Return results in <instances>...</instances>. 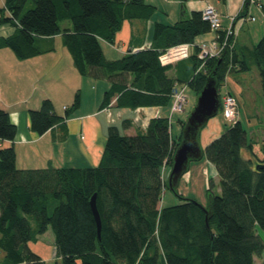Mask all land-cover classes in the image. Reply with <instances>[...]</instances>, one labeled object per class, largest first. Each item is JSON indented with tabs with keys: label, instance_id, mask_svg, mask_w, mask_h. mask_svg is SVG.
Instances as JSON below:
<instances>
[{
	"label": "trees",
	"instance_id": "1",
	"mask_svg": "<svg viewBox=\"0 0 264 264\" xmlns=\"http://www.w3.org/2000/svg\"><path fill=\"white\" fill-rule=\"evenodd\" d=\"M3 2L0 25L16 30L0 37V49L10 48L18 58L30 59L54 50V46L43 48L41 39L61 34L81 75L111 81L101 108L167 106L177 83L188 84L198 95L215 69L221 95L228 74L257 67L264 97V36L253 48L237 46L236 40L218 57L206 59L200 70L198 48L190 78L169 76L171 65L162 63V55L211 31L203 11L188 13L183 7L176 23L156 22L149 47L108 60L101 42L115 43L126 20H150L156 6L146 0ZM64 20L70 21V28L61 26ZM127 74L133 76L131 85ZM80 105L77 92L63 116L51 99H44L39 109H30V127L44 134L64 123ZM180 122L183 129L186 120ZM229 123L205 148L221 187L220 194L209 188L208 206L193 199L167 207L161 204L168 188L163 167L172 165L182 134L172 136L169 117L151 119L137 135L122 134L111 126L100 163L91 167L21 169L15 148H0V253L4 254L0 263L46 264L29 243L51 229L61 264H79V260L82 264H255V258L264 254L258 232L264 230V158H254L242 122ZM17 131L10 113L0 107V139L13 141ZM244 148L250 157L244 155ZM95 193L102 218L101 241L90 205ZM52 198L57 204L49 212Z\"/></svg>",
	"mask_w": 264,
	"mask_h": 264
},
{
	"label": "crops",
	"instance_id": "2",
	"mask_svg": "<svg viewBox=\"0 0 264 264\" xmlns=\"http://www.w3.org/2000/svg\"><path fill=\"white\" fill-rule=\"evenodd\" d=\"M0 2V4L4 3L3 0ZM146 2L156 6L154 16L150 20H126L117 33L115 43L103 40L101 45L106 59H120L130 51L136 52L149 47L154 42L156 22L176 23L183 16V7L187 12L188 9L192 12L203 11L208 4L214 5L209 0H146ZM217 4L220 7L214 6L221 15V25L218 30L220 32H224L233 24L232 17L239 13L243 15L238 17L233 24L237 29V46L253 48L264 36L262 7L264 0L246 4L244 7L243 0H218ZM257 21L259 23H256ZM62 27L70 28L71 23L64 24ZM245 28L248 31L246 38H243L241 42L240 36ZM15 30L16 28L12 25L2 24L0 25V37L10 36ZM215 36L214 31H209L199 35L193 44H183L168 49L162 55L161 60L163 64L171 65L168 71L169 76L181 79L190 78L194 74L193 55L197 53L199 44L212 42ZM39 43L43 48L54 46V50L30 59H20L12 49H0V103L2 104L0 107L2 106L1 108L10 113L11 120L18 128L17 136L13 141L0 139V148L12 146L15 148L19 168L96 166L102 158L111 126H117L122 134L137 135L146 130L151 119L161 116L170 119L175 114L172 112L174 94L171 103L167 106L101 108L104 94L110 88L111 81L108 78L95 79L92 76L81 75L64 45L61 34L52 38H43ZM126 81L128 85H131L133 76L127 74ZM40 85H44V88ZM181 88H185L184 92L187 94L189 85L177 83L173 92L180 91ZM257 88L260 91V76L257 79ZM77 92L81 94L80 108L64 123L54 126L44 134H37L31 129L30 109H39L44 99H51L56 112L64 116L66 107L71 104H67L68 101L66 99L63 101L60 97L66 96L69 100L70 95L74 98ZM189 97L190 102L195 101L194 97L190 95ZM253 99L255 95L253 97L252 94L249 95V103ZM250 109L252 112L259 111L256 105L251 106ZM250 116L255 117V115ZM126 120L128 124H125ZM224 121H226L225 118ZM224 129L223 120L214 117L203 128L201 136L204 135L209 144L219 137ZM246 156L250 157L251 153L247 151ZM254 158L262 159L257 156ZM210 164L216 171L215 166L211 162ZM216 175L219 177L218 174ZM164 178L166 179L167 176ZM29 246L45 260L46 264L60 260L57 257L55 236L51 229L38 235L29 243ZM257 259L256 257L255 264H257ZM260 264H263V261Z\"/></svg>",
	"mask_w": 264,
	"mask_h": 264
},
{
	"label": "rangeland",
	"instance_id": "3",
	"mask_svg": "<svg viewBox=\"0 0 264 264\" xmlns=\"http://www.w3.org/2000/svg\"><path fill=\"white\" fill-rule=\"evenodd\" d=\"M1 1V0H0ZM211 3H213L215 6L220 7V5L217 4L218 0H209ZM1 3V2H0ZM249 3H257L256 0L253 1H246L243 0V7L246 4ZM212 5V4H210ZM212 5V6H214ZM214 6V7H215ZM217 7H215L217 9ZM219 12V10L217 9ZM191 10L188 9V13H190ZM220 15V13H219ZM243 15L239 13L238 15L232 17V23L236 21L238 17H242ZM221 17V15H220ZM259 19H261L260 16H257ZM70 23L68 20L61 21V25ZM249 23V22H248ZM256 23H259L257 21ZM211 31H213L211 29ZM247 28H245L240 36V41H243V38H246L247 34ZM216 33V36L213 40V42H217L218 44H222L224 40V34H220L218 31H214ZM217 54L215 57H218ZM205 67V66H204ZM202 67V69L204 68ZM259 76V71L257 67H255L251 71L247 72H232L227 75L226 80L224 81L223 89H221V95L230 90L233 95L238 100L239 106H240V112H239V119L242 122L244 128L247 131V137L249 143L253 145V151L255 155L259 158H264V97L262 94V90L257 88V79ZM102 82V80L100 81ZM40 87L44 88V85H40ZM182 89V88H181ZM180 91H185L182 89ZM46 91V89H45ZM250 93V94H249ZM252 94V97L255 95V99L250 100L251 103H249V95ZM185 95V102L181 108L174 109L173 111L175 114L173 117H170L171 121V133L174 138H178V136L182 132V126H181V120H186L190 114V112L194 109V106L196 104L197 95L196 93L189 87L187 89V94L184 92ZM192 96L195 98L194 102H190ZM63 101H68L67 104H72L74 98L70 95L69 100H67L66 96L60 97ZM0 105H2L0 103ZM256 105L259 109L258 112H252L251 106ZM2 107V106H1ZM63 113H65L64 110H62ZM250 115H255V117H251ZM257 115V116H256ZM216 118L223 120L224 127H226V124L230 123L228 121H224L223 116V110L222 108L219 110L218 115ZM226 122V123H225ZM201 144L206 148L208 146V142L205 140V136H201ZM247 149L244 148V155H246ZM171 165H167L163 167V176H167L170 173ZM216 171L212 168L210 162L208 161L206 155H204L203 158L195 161H191L188 172L182 177L179 188H178V194L171 191L169 188L164 189L163 198H162V206L167 207L175 204H179L183 202L182 197L193 199L201 203L203 206H208L209 203V188L212 187V191L216 194H220V184H219V177L216 175ZM166 178V180H167ZM57 201L55 199H51L49 202V212H52L54 210V207L56 206ZM259 234L261 235L262 239L264 240V230L259 229ZM46 240V239H45ZM4 254L0 253V259H3ZM264 259V255L262 258L257 259V264H260ZM61 264V260L48 262V264ZM79 264H82L79 260Z\"/></svg>",
	"mask_w": 264,
	"mask_h": 264
},
{
	"label": "water",
	"instance_id": "4",
	"mask_svg": "<svg viewBox=\"0 0 264 264\" xmlns=\"http://www.w3.org/2000/svg\"><path fill=\"white\" fill-rule=\"evenodd\" d=\"M217 69L207 78L204 87L197 95L194 109L190 112L182 129L181 140L175 153L171 170L167 178L168 188L178 194L182 177L188 172L191 161L199 160L205 155V148L201 144V132L208 122L216 117L221 107V95L217 85ZM259 165L257 166V168ZM182 199H188L182 197ZM197 202V201H196ZM90 205L97 224L99 241L102 240V218L97 205V194L90 200ZM211 207L206 209V225L209 228Z\"/></svg>",
	"mask_w": 264,
	"mask_h": 264
},
{
	"label": "built area",
	"instance_id": "5",
	"mask_svg": "<svg viewBox=\"0 0 264 264\" xmlns=\"http://www.w3.org/2000/svg\"><path fill=\"white\" fill-rule=\"evenodd\" d=\"M246 1H255V0H246ZM259 0H256L258 2ZM203 18L210 23L211 29L213 31H218L221 25V17L217 9L208 4L203 10ZM254 19V17H252ZM234 24V23H233ZM231 24L225 31H224V40L222 44H218L217 42H203L199 44V55L198 58L203 61L199 70L204 67V61L209 57H215L217 54L219 55L227 46H232L236 42L237 39V29L234 25ZM232 40V42H231ZM1 94V92H0ZM174 109L181 108L185 102V95L184 91H174ZM222 110L223 115L226 120L231 123H236L239 120V110L240 106L238 103L237 98L235 95L226 92L222 96Z\"/></svg>",
	"mask_w": 264,
	"mask_h": 264
}]
</instances>
